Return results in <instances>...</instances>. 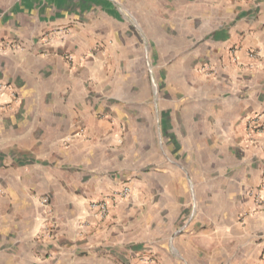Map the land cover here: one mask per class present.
Listing matches in <instances>:
<instances>
[{"label": "crops", "instance_id": "obj_1", "mask_svg": "<svg viewBox=\"0 0 264 264\" xmlns=\"http://www.w3.org/2000/svg\"><path fill=\"white\" fill-rule=\"evenodd\" d=\"M154 10L165 65H214L193 105L154 88V27L132 25L144 73L111 17ZM95 31L130 64L118 89L90 86ZM0 104V264H264V0H0Z\"/></svg>", "mask_w": 264, "mask_h": 264}, {"label": "rangeland", "instance_id": "obj_2", "mask_svg": "<svg viewBox=\"0 0 264 264\" xmlns=\"http://www.w3.org/2000/svg\"><path fill=\"white\" fill-rule=\"evenodd\" d=\"M162 3L159 1L158 8H162ZM155 12V13H154ZM153 16H134V15H125L123 17L121 16H115L112 15L111 17L116 21H118L119 24H122L123 27H127L126 32L127 34H130L137 38L138 42V56L141 58V60H138V63L136 64L137 67L143 70L145 73L147 66H150L149 63L147 64L146 61V54H145V43L147 41L143 40L142 35L140 36V32L137 33L135 28L132 27V25H138L145 24L146 22H149L151 26H153V31L150 33L153 36V51H154V60H153V68L154 71H158V77H161V73L167 72L168 74V81L167 84H162V81L159 79L154 80V88H162L163 86H168L171 89H183L186 91V97L184 99V102L187 105H193L195 96L194 91L199 88V83L204 87L208 84V78L211 75H214V65L209 63H201V64H192L189 61L186 64H181L176 61H173L171 63H168L165 65V59L161 58L162 54H166L169 50L177 49L176 46H172L171 42H168L167 35L169 32L166 29V25H163V21H161L162 13L160 10H154ZM116 14V13H115ZM169 18V17H167ZM74 22V21H73ZM72 23L68 24H58L51 29L42 30L39 33L40 40L44 42L59 40L63 42L67 36L70 34L71 27L73 25ZM112 24V32H111V40L118 42L117 37V30H113V28L116 29V26L114 23ZM114 33V34H113ZM109 35V33H107ZM116 35V37H115ZM145 35V34H144ZM109 39V38H108ZM89 42L92 44L89 48H87L88 53L95 57L94 62L90 64L91 73L97 74V79H90V86L91 87H103L106 86V90H115L119 88V84L124 78L123 75L126 73L127 68L130 66L129 63H127L126 59L123 58L122 63H118L117 56L113 54V47L109 49L106 45L107 40L103 38L100 31H95L92 35V38L89 40ZM129 43V41H127ZM12 48V45L9 44ZM113 45V43H112ZM21 45H18L20 47ZM151 46L148 44V56L151 54ZM99 53H104L102 59H100L98 56H101ZM98 54V56H97ZM117 54L119 52L117 51ZM97 56V57H96ZM66 59L69 62L73 61V57L70 54L66 55ZM125 60V61H124ZM92 74V75H93ZM123 74V75H122ZM145 75V74H144ZM141 87L144 89H149L152 87L150 79L143 80ZM172 97L176 95V92H172ZM204 96V93L202 94V97ZM171 97V98H172ZM1 106V104H0ZM48 257V255H47ZM33 261H36L37 263V250L35 252V255L32 256Z\"/></svg>", "mask_w": 264, "mask_h": 264}, {"label": "built area", "instance_id": "obj_3", "mask_svg": "<svg viewBox=\"0 0 264 264\" xmlns=\"http://www.w3.org/2000/svg\"><path fill=\"white\" fill-rule=\"evenodd\" d=\"M263 119V115L262 114H258L251 122V128H253L254 130H259V131H263L264 130V120L263 123L259 122ZM130 194V187L129 185H126L124 187H122L121 190L116 191L115 195L118 197H127ZM43 202H46V199L43 200ZM90 208L93 211V214L96 217L99 218H104L107 213H108V206H107V202L106 200H99V201H95L92 202L90 204Z\"/></svg>", "mask_w": 264, "mask_h": 264}]
</instances>
